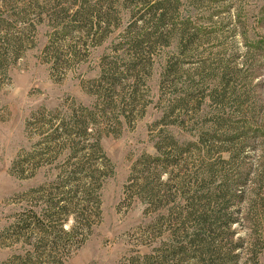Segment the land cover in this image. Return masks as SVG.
I'll return each instance as SVG.
<instances>
[{
	"label": "rangeland",
	"instance_id": "rangeland-1",
	"mask_svg": "<svg viewBox=\"0 0 264 264\" xmlns=\"http://www.w3.org/2000/svg\"><path fill=\"white\" fill-rule=\"evenodd\" d=\"M162 2L0 0V264H264V0Z\"/></svg>",
	"mask_w": 264,
	"mask_h": 264
},
{
	"label": "trees",
	"instance_id": "trees-1",
	"mask_svg": "<svg viewBox=\"0 0 264 264\" xmlns=\"http://www.w3.org/2000/svg\"><path fill=\"white\" fill-rule=\"evenodd\" d=\"M132 2H134L135 4H138V3H142L143 5L144 4H149L150 5V9L151 10H149V12L151 11H157V8H159L160 6H167V5H164V3L162 2V0H155V1H151L152 3H149L150 1L149 0H132ZM81 10H79V9H76L75 10V13H79ZM156 14V13H155ZM165 15V12H161V13H159L158 14V16L159 17H155V19H153V16L150 18L151 19V23H153V24H159V23H161L160 21L163 19V16ZM155 16V15H154ZM141 18H142V20H143V15H141ZM74 20H77V19H74ZM147 20V19H146ZM143 23H147V21H142ZM154 26V25H153ZM91 27V26H90ZM135 48H139V43H138V41H136L135 42ZM69 181L67 180V183H68ZM65 186H67V185H65ZM83 191L85 190V189H82ZM70 191H69V189L67 188V190H64V191H62L61 192V194H63V196L64 195H66L67 193H69ZM52 200V199H51ZM211 200H217V198L216 197H212V198H210V201ZM48 201V200H47ZM210 201L208 202L209 204H210ZM48 204L50 205V209H54L56 206L58 207V208H61V209H65L64 211L68 214V213H70L71 212V209H69V206H72L71 208H75L76 207V203H73L71 200L70 201H68L67 199H65V198H61V199H59L58 201H52V202H50V201H48ZM207 204V203H206ZM192 208H194V210H197V212H199V213H197V216H196V220H197V224H198V226H203V225H205L207 222H209L210 223V221H211V223H216V222H218V221H220V220H222V219H224L223 217L224 216H227V215H225V213H220V211H212V212H209V213H207L206 212V209H207V207L208 206H210V205H202V207H199V206H197L196 204H194V205H190ZM198 207L199 208H201V209H198ZM70 210V211H69ZM52 214L54 213V211H52L51 212ZM74 218L76 219L77 217L74 215ZM226 218V217H225ZM228 219V218H227ZM82 220L83 219H81V221L80 222H78L79 224L81 223V225H80V228H81V226H82ZM74 222H75V220H74ZM226 222H228V220H226ZM211 223L208 225L209 226V230L211 231L212 229H214V228H211ZM228 226V225H227ZM79 228V225L77 226V229H80ZM60 231L66 236V238L68 239V238H70V237H74V236H76L77 235V231H76V226L74 225L73 227H72V229L71 230H69V231H65V230H63L62 228L60 229ZM173 248L174 249H178V250H180V252H182L183 251V249H184V247L182 246V245H179V246H173ZM148 255H145V260H144V262L146 263V264H150V263H148V262H150L149 261V259H148Z\"/></svg>",
	"mask_w": 264,
	"mask_h": 264
}]
</instances>
